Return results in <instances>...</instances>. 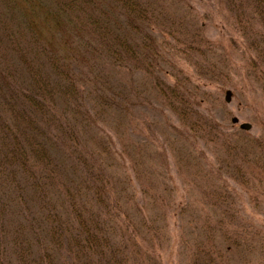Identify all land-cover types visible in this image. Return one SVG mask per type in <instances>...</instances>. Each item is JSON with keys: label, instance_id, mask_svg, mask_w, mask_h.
I'll return each mask as SVG.
<instances>
[{"label": "trees", "instance_id": "1", "mask_svg": "<svg viewBox=\"0 0 264 264\" xmlns=\"http://www.w3.org/2000/svg\"><path fill=\"white\" fill-rule=\"evenodd\" d=\"M191 2L0 0V264H160L170 218L186 264H264V209L234 208L230 184L264 191V137L227 133L195 98L228 61L214 15L264 92V0ZM163 128L175 173L202 177L191 230L197 213L153 177Z\"/></svg>", "mask_w": 264, "mask_h": 264}, {"label": "rangeland", "instance_id": "2", "mask_svg": "<svg viewBox=\"0 0 264 264\" xmlns=\"http://www.w3.org/2000/svg\"><path fill=\"white\" fill-rule=\"evenodd\" d=\"M191 1V4L200 14L206 11V0ZM211 17L212 19L206 22V36L209 40L223 46L228 61L225 67H222L226 65L225 63H221L222 59L219 60L220 62H217L220 67L217 70L221 71V68H223V77H218L219 79L210 86L198 88L195 98L200 103V111L211 114L222 126V129H227V133L239 131V124L247 123L251 126L247 134L252 137H264V92L260 89L258 83L247 77L242 61L243 58L239 54V51H233L227 46V31L220 29L221 23H219V18L215 15ZM221 54L223 55V52ZM177 67L181 68L183 73L190 74L191 68L181 59H177ZM164 69L168 70L169 67L166 66ZM191 81L194 84L197 80ZM226 91H230L231 94L228 104L224 102ZM166 116L167 120L170 122L169 125H171L174 122V118L168 113H166ZM232 118H236L238 124H231L230 120ZM156 135V142L161 145V149L158 152L160 153L162 151V153H164L163 160H161L159 153L156 152L155 147L152 145V153L154 156H150L149 161L153 165V177L156 179V182H163V180H166L168 184L175 189L172 199L175 198L180 200L182 206L187 207V209L183 207L184 211H193L197 213L189 217L190 221L188 225H186V227L191 230L195 224H198V222L202 220L201 212L209 211L208 206L201 200L200 189L196 187L198 184L196 180L202 177L191 176L188 173L189 169L185 170L184 167H181L180 172H178L179 175L175 173L176 169L173 163L177 162L178 159H175L173 156L170 157L167 150L168 142L172 141V138L168 136V132L165 128L156 129ZM152 138L153 136L150 137L149 140ZM124 140L126 143H129V141H136L142 145V139H137L129 134H126ZM142 150H146V146L144 148L142 147ZM181 153L182 152H176L174 156L179 155L180 157L178 158H181ZM142 179L146 180V176L143 175ZM230 184L235 188L236 192L234 194L238 199V202H235L233 205L234 208L240 209L243 214L247 215H252L255 211L264 209V198H262L264 191L262 188H257L255 186L251 188V190H247L246 188L244 189V186L241 184L237 185L232 181ZM254 219L257 224L262 223V219L258 218L256 214H254ZM167 222L166 235L168 242H166L158 253L160 264H186L185 257L187 253L182 250L179 233L181 231L178 230L179 224L181 225V223L171 218ZM179 253L181 254L180 256L178 255Z\"/></svg>", "mask_w": 264, "mask_h": 264}, {"label": "water", "instance_id": "3", "mask_svg": "<svg viewBox=\"0 0 264 264\" xmlns=\"http://www.w3.org/2000/svg\"><path fill=\"white\" fill-rule=\"evenodd\" d=\"M230 91H226L225 92V95H224V102L226 103V104H228L229 102H230ZM230 122L232 123V124H238V120L236 119V118H232L231 120H230ZM239 129L240 130H243V131H249L250 130V128H251V126L249 125V124H247V123H241V124H239Z\"/></svg>", "mask_w": 264, "mask_h": 264}]
</instances>
